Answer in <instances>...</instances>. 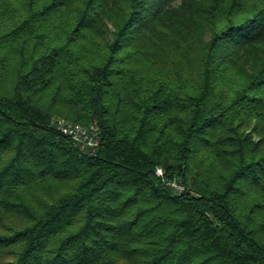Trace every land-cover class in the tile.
<instances>
[{"label":"trees","instance_id":"16d2710c","mask_svg":"<svg viewBox=\"0 0 264 264\" xmlns=\"http://www.w3.org/2000/svg\"><path fill=\"white\" fill-rule=\"evenodd\" d=\"M176 1L0 0V264H264V0Z\"/></svg>","mask_w":264,"mask_h":264},{"label":"built area","instance_id":"2783aa9c","mask_svg":"<svg viewBox=\"0 0 264 264\" xmlns=\"http://www.w3.org/2000/svg\"><path fill=\"white\" fill-rule=\"evenodd\" d=\"M51 127L58 133L68 137L73 145L83 153L94 155L99 148L101 134L97 124L83 126L73 124L65 119L55 118L51 121ZM156 175L163 178L164 171L158 168ZM166 184L173 189L175 194H182L186 191L185 185L177 179L168 180Z\"/></svg>","mask_w":264,"mask_h":264},{"label":"rangeland","instance_id":"374dc122","mask_svg":"<svg viewBox=\"0 0 264 264\" xmlns=\"http://www.w3.org/2000/svg\"><path fill=\"white\" fill-rule=\"evenodd\" d=\"M182 0H177L175 2V6H178L181 3ZM209 38V34L207 33V35L205 36V39L207 40Z\"/></svg>","mask_w":264,"mask_h":264}]
</instances>
